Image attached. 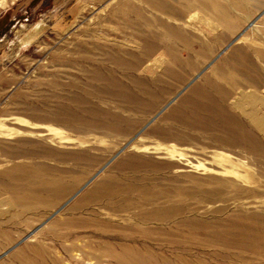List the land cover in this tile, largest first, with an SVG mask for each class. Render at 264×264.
Instances as JSON below:
<instances>
[{"label":"rangeland","instance_id":"obj_1","mask_svg":"<svg viewBox=\"0 0 264 264\" xmlns=\"http://www.w3.org/2000/svg\"><path fill=\"white\" fill-rule=\"evenodd\" d=\"M123 1L0 0V264L29 260L38 264V255L30 251L34 245L41 252L48 251L45 260L50 264L56 256L65 264H98L85 246L89 243L96 254L102 251L103 241L115 249L123 241L150 249L152 254L145 257L153 264L160 256L181 264L182 260L264 264V256L256 255L252 248L262 242L251 235H239L235 227L227 225L228 216L264 215V162L246 148L218 144L213 135L222 131L219 116L199 109L194 98L181 105L214 68L231 71L223 61L233 58L236 49L242 47L251 60L260 62L250 46L264 49V0H203V10L164 0L181 14L151 11L140 4L145 17L155 19L153 33L148 32L145 22L137 20L142 25V38L155 40L156 48L155 58L144 59L138 73L124 72L108 60V52L138 51L119 35L122 20L116 11ZM213 4L223 9L227 19L214 20ZM169 28L188 36L189 45L175 43L177 35H171ZM143 42L138 45L139 52L145 49ZM172 43L179 55L189 60L187 68L167 54L166 47ZM87 51L93 61L86 60ZM168 67L179 69L187 80L168 75ZM94 68L104 76L112 74L143 105L133 106L108 93L105 82L92 81ZM224 77L219 75L215 81L225 85ZM134 78L142 84L133 82ZM233 100L225 105L230 116L238 114L230 105ZM174 108L181 109L180 113L167 117ZM208 118L212 123L207 124V130L196 123ZM236 118L244 122L239 114ZM184 119L188 120L185 125ZM113 125L116 127L111 128ZM10 129L16 131L12 136L6 133ZM128 156L136 158L135 165L144 163L138 176H147V184L153 183L150 178L176 192L178 188L191 191L193 196L187 194L182 206L196 212L187 213L186 219L218 222L234 233L236 242H216L202 227L188 229L178 224L181 219L145 222L140 226L155 227V235L129 240L131 232L120 228L134 226L136 210L117 212L103 199L71 213V207L99 180L109 175L120 181L135 177L130 169L114 168ZM19 166L36 172H19V180H14L12 172ZM232 178L237 183L222 186L224 200H200L202 194L215 191L220 180ZM15 183L22 188L14 189ZM62 185L74 187L62 197ZM238 185H243L240 192L246 193L237 195ZM253 188L258 192L247 193ZM22 195L26 197L24 204L16 200ZM61 219L76 220L83 227H57L53 231L51 225ZM102 262L117 264L112 259Z\"/></svg>","mask_w":264,"mask_h":264},{"label":"bare ground","instance_id":"obj_2","mask_svg":"<svg viewBox=\"0 0 264 264\" xmlns=\"http://www.w3.org/2000/svg\"><path fill=\"white\" fill-rule=\"evenodd\" d=\"M123 3L124 4L121 3L119 10L116 11L114 9L116 13H119V16L122 20V24H121L122 27L118 30L120 31L119 35L120 37H123V39H125L126 41L134 44L135 49H138V51L136 50L135 54L123 49H121V53H117V54H112V53L109 54L108 52L107 53L108 60L124 72L138 73L139 70L142 68V66H144L145 63L144 59L151 60L154 57L155 48H156L155 40L151 39L150 37L147 38V36H146L147 39L143 40L142 38L143 37L142 36L143 30L141 28L142 25L138 21L145 22L148 28L147 29L148 32L153 33L154 29L152 28V26L154 24L153 21L155 22V19L151 20L152 18L150 19L145 17L143 9L140 7V4L142 3L146 4L149 8H151V11L157 10L158 12H164L166 14H181V13L178 10H174L175 8L174 7L172 8L171 5L166 3L164 0H124ZM177 3H180L183 7L187 9L191 8V10L192 8L203 10L206 4L205 2H203V0H177ZM210 8H212V12H213L212 16L215 21L220 22L221 19L226 18L223 9H221L218 5L213 4ZM168 30H169L168 32H170L171 35L173 34L177 35L178 39H176L175 43L183 44L185 47L189 45V39L187 38L188 36L186 37L184 33L179 32L174 28H169ZM106 33H108L107 30ZM143 41L146 44L145 46L143 44L145 49H142L139 52L141 47H139L138 45H141ZM173 43L167 45L166 47L168 50L167 54H170V56L173 58L172 60H174L173 61L174 63L180 64L182 67L187 68V66L189 65L188 64L189 60L184 59L182 56L179 55V52L173 46ZM250 47L253 49V54L258 58L261 64L260 62L257 63L256 61L251 60V58L244 52L245 50L242 47L236 49L233 58L226 57V59H224L223 61L224 63L223 65L230 68L231 71L226 73L225 70L222 68H217V67L214 68L212 73L204 78L203 82L193 87V89L190 91V94L182 100L181 105L188 103L189 101L193 100L192 98H194V103L196 102V105L199 109L207 112L210 111L212 114L214 115L217 114V116H219V119L221 121L222 131L219 132L217 136L213 135V138L218 144L223 145V147L227 146L231 148L234 147L246 148L249 153L253 154L255 157L260 158L262 162H264V91H262V89H264V49L253 45ZM96 48L97 47H95V49ZM211 49H209V51H211ZM86 53L89 55L86 57V60L93 61L92 57H90L91 52L87 51ZM98 70L94 68L90 72L91 74L90 78L92 81L105 82L106 84H108V88H107L109 91L108 93L110 94L112 93V95L117 94L118 97H122L125 100V102L128 101L132 103L133 106L134 104L137 106L138 103L143 105L141 101L137 102V97L133 95L127 89V87H125L119 81H117L112 74H109V76L107 77L104 76L105 74L103 75ZM166 73L176 78L177 80L180 81L187 80V77L179 69L168 67L166 69ZM219 75L225 76L224 78L227 84L220 85L215 81V79L218 78ZM76 80L78 81V79ZM132 80L133 82L137 81L138 84L140 83L136 78ZM148 94H150V92ZM233 98L234 100L231 102L230 105L232 109L239 114L242 120L246 122V125L244 122H241L238 118H236L238 114L232 116L227 115L225 105H228L230 100ZM180 110L181 109L179 108H174L173 111L167 117L170 118L175 117V115L180 113ZM209 120H207V122L197 121L196 123L197 124L199 123V125H202L203 127L205 126L206 129L207 124L209 122L212 123V121ZM187 121H188L187 119H184L182 123L185 125L188 123ZM113 127L116 126L115 125L111 126V128ZM15 132H16L15 129H10L6 131L7 135L9 136L14 135ZM131 148L136 150L135 145H131ZM135 160L136 158L134 156H128L125 160H122L121 162L117 163L115 165L116 167L114 166V168L119 171H121L122 169H126V170L130 169V171H133V173L135 174V177L132 178L126 177L125 181H120L117 178L113 177L112 175H109L106 178L99 180V182L95 185L94 188H92L88 193H86L78 202H76L71 207L70 209L71 213H74L93 202L95 203L103 199L106 200L105 201V203L107 202L106 205L110 206V208H112L113 210H117V212L118 211L128 212L130 210H136L134 213V217H135L134 220L136 221L134 226L125 225L120 228L122 231L131 232L130 234H127V236L128 235L131 236L130 238H128L129 240H133L135 239V237H139V239L141 238L142 240H145L155 235V227L140 226L145 222H149L153 220L165 222L173 219H181L178 222V224L182 223V226L188 229L202 227L203 230H205V232L209 233L212 239L215 238L214 241L216 242H219L222 239H225L228 244L236 242L234 233L230 229H224L222 224H219L218 222L206 224L205 222H201L196 219H191V218L186 219L185 215L187 213L191 214L193 212H196V210H188L187 208H185L186 205L182 206V203L184 204L183 202L185 200L184 198H186L187 194H189V196H193L192 194H190L191 191L186 192L184 189L178 188L179 191L176 192V190L174 191L171 188H168V186L154 183L155 179H150V178L149 180L152 181L153 183L147 184L146 183V180L148 179L147 176L145 175L138 176L140 169L143 166L145 167V165L144 163L142 164L141 162L138 165H135ZM150 165L151 167L155 168V165H153L152 163H150ZM262 168L264 167L261 166V169ZM262 170L264 171V169ZM23 171L26 172L28 171L29 173L36 172L35 169L33 168L19 166V168L16 169L15 172H12L13 175L12 178L14 180H19L17 179V177L19 176V172H23ZM259 171L258 173L261 172ZM129 179L134 181H130ZM233 183H237V181L233 178L231 180H220V184L218 188L215 191H211L213 193L208 191L209 193L207 192L205 195L202 194L200 200L213 201V200H218L220 198L224 200L225 198L223 196L224 188H222V186L224 187L225 185L233 184ZM73 187L74 185L70 187H63V185L60 186L61 196L64 197L68 192H70L71 189H73ZM243 187H244L243 185L242 186L238 185V188L236 189L237 191L235 190L237 195L240 196L243 193H246V192H240L241 190H243L242 189ZM21 188H22V184L15 183L14 189L20 190ZM256 190H254L253 188L247 193L252 194L254 192H258ZM39 199L40 198H37L38 201H40ZM16 200H18L21 204H24L26 202V197L22 195L20 197H17ZM47 203L51 204L48 201ZM220 211H224V210H220ZM227 219L229 221L227 225L231 227H235L239 235H243V234H247V236L251 235L253 238L261 241L262 244L252 246V248L254 249V253L256 255L264 256V215L257 214L252 217L246 215L228 216ZM98 224H101V222H99ZM102 225L104 227L109 226L107 222H104ZM73 226L79 228L83 227L82 224L78 223V221L76 220L61 219L55 221L51 225V229L54 231V229L57 227L70 228ZM61 239L63 240V238ZM102 243L103 245L100 246L99 248L102 251L96 254L93 251L94 247L88 246L89 243L85 246V249L86 248L89 249L86 253H90V255L95 256L94 258L97 260L96 262L98 264H100L102 261H105V259H110V260L112 259L116 261L117 264H153L152 262L147 261L145 257L147 254H152L150 253L151 250L146 249L142 245H141L142 247H134L131 246V244L128 245L125 241H123L122 243L119 244L118 248L115 249V246H112L113 244L111 245L107 241H103ZM65 250H68V253L70 252L69 248H66ZM30 251L36 254V256L38 255L37 257L39 258L38 264H50V262L45 260V257L49 254L48 251L44 250L41 252L39 249H37L36 245L30 247ZM70 253H72V251ZM21 255H23V252L19 254V257H21ZM179 260L182 259L179 258ZM182 262L183 264H205L201 261H198L197 263H193L192 261L189 260H182ZM24 263L37 264L32 260H29L28 262L26 261ZM52 264H65V263H63L62 257L56 256L54 257ZM155 264H181V263H179V261H171L160 256L159 260L155 257Z\"/></svg>","mask_w":264,"mask_h":264}]
</instances>
